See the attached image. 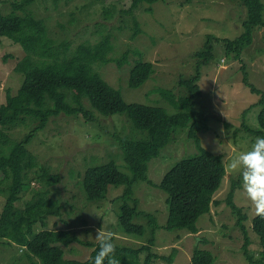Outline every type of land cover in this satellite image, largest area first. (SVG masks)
<instances>
[{
	"label": "rangeland",
	"instance_id": "obj_1",
	"mask_svg": "<svg viewBox=\"0 0 264 264\" xmlns=\"http://www.w3.org/2000/svg\"><path fill=\"white\" fill-rule=\"evenodd\" d=\"M262 2L264 4V0ZM13 3H23V0H0V13L13 12ZM131 4L132 0H30L24 3V10L15 12L19 16L31 13L35 19L44 20L50 38L57 46L67 43L70 51L82 43L95 44L109 35L113 46L109 56L119 58L129 51L128 60L121 68L115 63L98 64L96 71L121 92L127 103L160 106L172 113L174 109L158 90H170L174 96L184 94L180 78L187 79L194 73V55L207 35L230 40L239 37L246 8L241 0H165L152 5V12H147L149 5L143 4L133 15H128ZM133 17L138 22V31ZM253 36V43L240 58L227 54L222 43H215L214 59L201 69L199 86L203 93L197 100V109L208 116L209 122L208 129L201 131L199 137L204 148L214 155H223L227 176L214 196L217 204L212 205L210 214L197 221L198 233L163 229L168 218V194L158 188L177 161L197 152L186 131L180 132L160 157L149 163L148 179L153 184L139 183L134 189L138 211L155 217L159 227L153 252L157 256L172 257L174 264H190L196 249L210 251L215 257L214 264H249L242 252L244 235L239 225L240 216L228 205L227 198L232 180H241L240 170L232 169L229 162L251 146L256 136L244 126L257 129L261 109L258 105L261 95L246 87L244 74L256 89L264 92V27L256 28ZM24 57L20 45L7 38L0 40V105L8 95L15 96L22 85L24 76L16 71V66ZM139 61L151 62L155 73L142 87L131 89L128 85L130 70ZM85 109L93 114L92 119H85L81 114L52 118L27 146L35 157L36 166L28 172L30 188L21 195L16 206L23 208L34 195L48 190V196L57 200L62 210L60 216L48 218L47 229L70 228L79 239L92 243L99 242L95 236L97 230L102 229L105 235L115 236L116 245L138 249L150 239L151 228L146 219L137 218L133 223L146 228L144 237L130 236L120 230L118 198L124 187H110L104 200L89 202L81 182L88 168L110 161L115 162L121 173L130 175L119 141L137 138L139 134L125 115L101 116L88 102ZM25 132V129L14 130L7 146L0 145V163L13 162L16 141L21 140ZM43 167L51 175H60L55 186H47L35 173ZM5 201L6 196L0 194V216ZM234 202L242 209V216L247 217L243 223L251 239L250 250L259 258L263 252L252 229L257 215L241 187L235 193ZM42 229L40 225L35 228L36 232ZM62 248L66 259L79 261L87 260L93 251L79 244ZM22 251L20 246L0 238V264L16 261L31 264ZM145 257L142 255L140 259ZM34 263L39 264L38 259L33 258ZM153 264L169 263L156 259Z\"/></svg>",
	"mask_w": 264,
	"mask_h": 264
},
{
	"label": "trees",
	"instance_id": "obj_2",
	"mask_svg": "<svg viewBox=\"0 0 264 264\" xmlns=\"http://www.w3.org/2000/svg\"><path fill=\"white\" fill-rule=\"evenodd\" d=\"M159 1L165 0H132L127 14L133 15L143 4H148L146 11L152 12L151 6ZM27 2L30 0L13 3V12L6 15L0 13V40L10 39L25 52V57L16 66V71L23 74L24 81L17 94L8 95L5 103L0 105V145L7 146L14 130H26L22 139L16 141L17 151L13 154V162L0 163V194L6 196L0 216V238L23 248L22 253L31 264L33 258L38 259L39 264H91L99 242L83 241L70 228L47 229L48 218L60 216L62 210L58 201L48 196V190L34 195L23 208L16 206L21 195L29 190L27 174L36 166L35 157L27 146L38 132L45 130L52 118L81 114L85 119H92L93 114L85 109L88 102L90 108L101 116L125 115L139 134L137 138L119 141L130 175L121 173L115 162L110 161L88 168L81 182L89 202L104 200L110 187H124L118 198L121 202L120 230L130 236L144 237L146 228L133 223L137 218L146 219L151 228L150 239L138 249L116 245L115 236L111 234L114 257L120 264H153L156 259L174 264L172 257L157 256L153 252L155 232L159 227L155 217L138 211L134 189L139 183L153 184L148 179L149 163L159 158L180 132L186 131L187 138L194 142L197 152L177 161L165 174L158 188L168 194V218L163 229L198 233L197 221L201 216L210 214L212 205L217 204L214 196L227 176L223 155L208 151L202 146L199 137L201 131L208 129L209 122L208 116L197 109V100L203 93L199 86L201 69L214 59L215 43H222L227 54L241 57L242 52L253 43L255 29L264 27L262 0H241L246 8V17L239 37L230 40L207 35L205 43L194 55V73L187 79L180 78L179 85L185 91L184 94L174 96L170 90H158L174 109L172 113L160 106L127 103L121 92L110 86L96 71L95 66L98 64L115 63L121 68L128 60L129 51L119 58L109 56L113 49L109 35H104L95 44L82 43L73 51L69 50L67 43L57 46L50 38L44 20L35 19L31 13L24 16L16 14L15 11L24 10V3ZM133 21L138 31L135 17ZM135 53L139 55L138 51ZM154 73L151 62H137L130 70L129 87H142ZM243 82L251 92L261 95L257 129L244 128L256 137L264 136V92L249 82L246 73ZM68 92H71L70 96ZM35 173L49 187L60 181V175H51L44 167ZM6 183L8 185L3 186ZM240 187L239 178L232 180L227 203L240 216L239 225L244 235L242 252L249 264H264V218L257 215L252 222V229L259 238L263 252L262 256L255 258L250 250L251 239L243 223L247 217L242 216V209L234 202L235 193ZM38 225L43 229L36 232ZM74 244L93 249L90 257L85 261L66 259L62 247L68 248ZM142 255L146 256L144 260L140 259ZM214 263L215 257L210 251L196 249L190 264ZM13 264L24 263L16 261Z\"/></svg>",
	"mask_w": 264,
	"mask_h": 264
},
{
	"label": "clouds",
	"instance_id": "obj_3",
	"mask_svg": "<svg viewBox=\"0 0 264 264\" xmlns=\"http://www.w3.org/2000/svg\"><path fill=\"white\" fill-rule=\"evenodd\" d=\"M229 166L240 170L243 195L255 214L264 218V136L255 137L249 149L231 159ZM95 239L99 245L91 264H120L114 257L111 234L105 235L102 229H98Z\"/></svg>",
	"mask_w": 264,
	"mask_h": 264
}]
</instances>
